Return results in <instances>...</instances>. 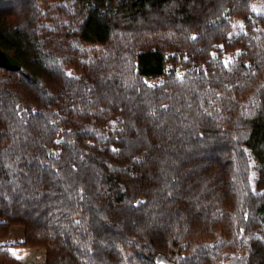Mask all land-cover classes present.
I'll return each mask as SVG.
<instances>
[{"label": "trees", "instance_id": "obj_1", "mask_svg": "<svg viewBox=\"0 0 264 264\" xmlns=\"http://www.w3.org/2000/svg\"><path fill=\"white\" fill-rule=\"evenodd\" d=\"M264 0H0V264H264Z\"/></svg>", "mask_w": 264, "mask_h": 264}, {"label": "rangeland", "instance_id": "obj_2", "mask_svg": "<svg viewBox=\"0 0 264 264\" xmlns=\"http://www.w3.org/2000/svg\"><path fill=\"white\" fill-rule=\"evenodd\" d=\"M264 7V3H258L256 5V10L260 11ZM11 233L10 239L11 241H19L23 237V228L20 226L16 227ZM1 244H10L5 240H0ZM12 252L20 263L22 264H45V251L42 248H24L18 247L17 245H12Z\"/></svg>", "mask_w": 264, "mask_h": 264}, {"label": "water", "instance_id": "obj_3", "mask_svg": "<svg viewBox=\"0 0 264 264\" xmlns=\"http://www.w3.org/2000/svg\"><path fill=\"white\" fill-rule=\"evenodd\" d=\"M0 67L11 70L22 72L23 66L8 52L0 48Z\"/></svg>", "mask_w": 264, "mask_h": 264}, {"label": "crops", "instance_id": "obj_4", "mask_svg": "<svg viewBox=\"0 0 264 264\" xmlns=\"http://www.w3.org/2000/svg\"><path fill=\"white\" fill-rule=\"evenodd\" d=\"M16 227H17V226H13V227L11 228V230H10V234H9V237L5 240V241H7V243H10V244L17 243V241H11V240H9L12 231H13L14 229H17ZM23 237H24V230H23ZM22 239H23V238H22ZM22 239H21V240H22ZM21 240H19V241H21ZM19 241H18V242H19ZM10 250H11V253L14 254V253L12 252V248H10ZM15 256H17V255H15ZM20 264H22V263H20Z\"/></svg>", "mask_w": 264, "mask_h": 264}]
</instances>
